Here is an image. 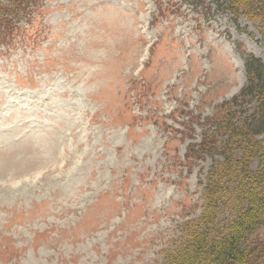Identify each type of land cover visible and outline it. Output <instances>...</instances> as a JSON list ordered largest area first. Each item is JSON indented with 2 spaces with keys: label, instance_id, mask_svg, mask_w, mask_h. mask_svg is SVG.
Masks as SVG:
<instances>
[{
  "label": "rangeland",
  "instance_id": "rangeland-1",
  "mask_svg": "<svg viewBox=\"0 0 264 264\" xmlns=\"http://www.w3.org/2000/svg\"><path fill=\"white\" fill-rule=\"evenodd\" d=\"M38 1L0 41V264H165L262 25L229 0Z\"/></svg>",
  "mask_w": 264,
  "mask_h": 264
},
{
  "label": "trees",
  "instance_id": "trees-1",
  "mask_svg": "<svg viewBox=\"0 0 264 264\" xmlns=\"http://www.w3.org/2000/svg\"><path fill=\"white\" fill-rule=\"evenodd\" d=\"M229 1L232 11H242L249 20L259 22L264 36V0ZM38 4V0H0L2 43L15 32L28 30L24 18L33 27L28 16ZM246 68L247 85L224 102L222 114L212 118L215 129L199 146L193 145L198 151L211 152L218 135L226 138L221 149L224 159L214 160L206 175L202 212L183 223L180 242L165 251V264H264V138L255 137L264 132V64L250 55ZM250 102L257 105L239 123L237 108ZM255 158L258 167L253 169Z\"/></svg>",
  "mask_w": 264,
  "mask_h": 264
}]
</instances>
